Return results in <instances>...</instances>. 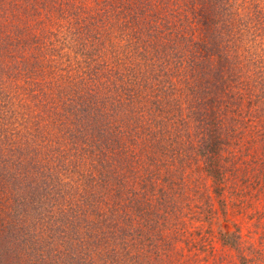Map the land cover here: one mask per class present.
Segmentation results:
<instances>
[{"label": "rangeland", "instance_id": "374dc122", "mask_svg": "<svg viewBox=\"0 0 264 264\" xmlns=\"http://www.w3.org/2000/svg\"><path fill=\"white\" fill-rule=\"evenodd\" d=\"M221 1L0 0V264H264V0ZM228 78L215 150L196 104ZM94 121L132 151L96 160ZM22 196L48 242L8 240Z\"/></svg>", "mask_w": 264, "mask_h": 264}, {"label": "trees", "instance_id": "16d2710c", "mask_svg": "<svg viewBox=\"0 0 264 264\" xmlns=\"http://www.w3.org/2000/svg\"><path fill=\"white\" fill-rule=\"evenodd\" d=\"M230 1L231 0H222L220 2L221 14H223V12H224V14L226 16H230L229 8H231V5H230V7L228 6V2H230ZM209 16H210V14L208 15V17ZM231 18H233V16ZM261 48L264 49L263 44H261ZM2 59H5L3 52H1V54H0V63L3 62V64H1L2 68H0V70L4 71V69L6 68V64L4 63V61ZM219 63H220L219 70L215 71V75L218 78H219L220 72H222L223 69L225 70L224 67L226 66V63L224 61L223 62L220 61ZM260 63L264 64V57H263V59H260ZM201 68L203 69V67H201ZM224 75H226V74L222 72L221 77H224ZM226 81L229 82L230 84H224L223 87H225V88H224L223 92L220 93L219 95H217L216 98L213 96L214 93H211V94L207 95L208 97H202V99H199V101H197V104H196V108H198V111L196 112L198 114L197 115L198 116V118H197L198 129L200 130V132L202 134V138H203L202 144H205L206 147L212 146L211 149H215V147L217 149V147H218V139H219L218 136L220 134L221 127L223 126V121H225V122H227L228 120L231 121V119H233L234 117H236L238 115L242 116V113H241L242 108H240V107H242L243 97H242V95H239V93L238 94H234V93L232 94L231 91H232V89H234V86H233L234 84H232V79L228 78ZM234 83L236 84V82H234ZM237 95H239V96H237ZM206 99H207V101H206ZM202 105H209V106H204V107H201V109H200V106H202ZM106 127L107 126H105L104 122L94 121V122H92V128H91L92 133L90 132V129L87 128L88 132L90 133V135H89L90 136V140H89L90 146L94 147V149L91 151V153H96V156H97L96 160H100V158L105 157L104 153H107V151L104 150L103 146H105V149L109 150L111 155H112V152H114L117 155L120 153L125 154L126 152H128V150L132 151V149L130 148V144L132 143V141L126 140V137L121 138L118 135H116V136L109 138L110 136H112L113 132H111V134L108 135V137H105ZM84 128H85V125H84V127H81V132H83ZM227 131H229V130H227ZM74 134H76V133L74 132ZM61 136H64V137L70 139L67 132L62 134ZM61 136H59V135L56 136L57 143H58ZM139 137H140V135H139ZM227 137H229V136H227ZM138 146H140V145L138 144ZM124 149H126L127 151H124ZM215 150H213V151H215ZM93 155H95V154H93ZM98 157H100V158H98ZM108 160H110V159L108 158ZM91 161L92 160L86 159V161H84V162H91ZM93 165L94 164H92L91 167H94ZM210 165H214V164L211 163ZM117 170L120 172V176L121 175L123 176V170L119 169V167L117 168ZM88 172H89V175H87V178L92 179V175H93V173H95V171L91 170ZM120 180H122V179L120 178ZM83 184L84 183H82L81 186H83ZM95 185H97V184H95ZM21 198H22L21 200L18 199V201L16 202L18 209H16L15 212L17 213V216L12 214L13 218L10 220L11 222L9 221V223H8V228H10L8 231V240H14L20 236L26 238L28 236V234H30L32 231L34 233L37 231L39 234L48 235V236L43 237V239L47 240V242H48V239H50V237H49L50 235L52 236V238H53V236H55L56 226L54 224H51V222L48 220L46 223V219L44 218L43 215L38 214L35 217L28 216L29 213L27 215L25 212L30 211V209L28 208L29 203H27L25 201V197L22 196ZM2 212H4V211H2ZM10 216H11V214H10ZM91 237H93V235H91ZM91 237H90V239H91ZM101 238H102V235L98 236L96 234V239L93 241V246H94V248H100L101 251H103L105 253V256H106L111 251V247L109 246V237L105 236L106 239H104V240ZM82 242L83 241H81V244H83ZM108 246H109V249H108ZM84 254H85V256H87L89 258L88 259L89 264H96L92 252H90V254H88L85 251ZM84 254L81 256V258L84 257ZM99 261L100 262L97 261L99 264H111V263H114L116 261V259H109L108 257L107 258L105 257V261H103V260H99Z\"/></svg>", "mask_w": 264, "mask_h": 264}]
</instances>
